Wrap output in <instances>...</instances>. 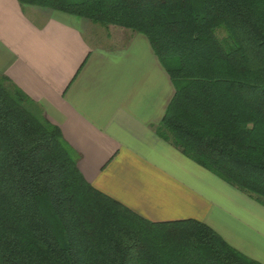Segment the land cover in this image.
Instances as JSON below:
<instances>
[{"label": "trees", "instance_id": "trees-1", "mask_svg": "<svg viewBox=\"0 0 264 264\" xmlns=\"http://www.w3.org/2000/svg\"><path fill=\"white\" fill-rule=\"evenodd\" d=\"M19 1L145 36L176 88L157 134L264 206V0ZM27 103L0 75V264H262L201 221L151 222L95 189Z\"/></svg>", "mask_w": 264, "mask_h": 264}, {"label": "crops", "instance_id": "crops-1", "mask_svg": "<svg viewBox=\"0 0 264 264\" xmlns=\"http://www.w3.org/2000/svg\"><path fill=\"white\" fill-rule=\"evenodd\" d=\"M0 0V75L58 126L97 190L155 223L201 221L264 264V206L157 134L176 88L139 33Z\"/></svg>", "mask_w": 264, "mask_h": 264}, {"label": "rangeland", "instance_id": "rangeland-1", "mask_svg": "<svg viewBox=\"0 0 264 264\" xmlns=\"http://www.w3.org/2000/svg\"><path fill=\"white\" fill-rule=\"evenodd\" d=\"M98 28H96V30H99L104 37H106L107 35H109L110 33L114 36H118L120 35V33H135V32H132L131 30H128V29H124V28H121V27H118V26H109V27H105L101 24H96ZM221 35H222V32H221ZM27 108L33 112H35L37 115L40 114V109L39 108H36L33 104L31 103H27L26 104Z\"/></svg>", "mask_w": 264, "mask_h": 264}]
</instances>
